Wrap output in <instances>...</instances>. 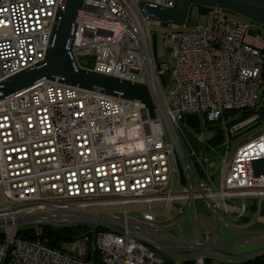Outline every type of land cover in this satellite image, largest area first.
Instances as JSON below:
<instances>
[{"label": "built area", "instance_id": "1", "mask_svg": "<svg viewBox=\"0 0 264 264\" xmlns=\"http://www.w3.org/2000/svg\"><path fill=\"white\" fill-rule=\"evenodd\" d=\"M140 1L174 4L83 0L71 55L85 70L146 84L153 118L139 100L57 80H41L0 100V264H173L171 258L238 264L262 258L264 228L251 227L264 213V176H253L250 162L264 157V130L238 145L229 162L223 158L227 170L216 185L207 159L193 172L180 140L181 126L190 132L182 119L196 115L220 123L222 145L229 148L228 135L244 123L227 126L223 113L264 101V45L245 41L262 37L222 8L193 6L197 26L184 29L147 19ZM57 5L0 0V81L44 59ZM150 27L163 30L171 68L155 64ZM192 135L203 148L202 135ZM189 154L198 159L191 147ZM157 202L160 210L153 207ZM197 202L212 219L205 234ZM166 211L169 219L160 216ZM246 211L254 216L245 217ZM185 220L193 238L181 231ZM73 225L80 226L77 237L48 245L51 233ZM223 229L236 237L218 242Z\"/></svg>", "mask_w": 264, "mask_h": 264}, {"label": "water", "instance_id": "2", "mask_svg": "<svg viewBox=\"0 0 264 264\" xmlns=\"http://www.w3.org/2000/svg\"><path fill=\"white\" fill-rule=\"evenodd\" d=\"M173 2L172 7L163 8L140 1L138 8L147 19H156L163 24L183 26L190 6L218 7L239 14L264 27V0H173ZM82 3L83 0H58L50 33V45L44 59L34 67L24 69L0 81V100L41 80H57L65 84H77L87 89L97 88L106 94L122 99L139 100L148 109L149 117L153 118L154 105L146 84L85 70L76 65L71 55V38L75 26L74 20ZM181 131L182 142L186 150L189 151L191 147L200 156L203 151L198 138L183 126H181ZM250 166L253 176H264V157L253 159ZM253 205H251V211ZM246 220L247 218L244 219ZM251 228H264V225L254 224ZM181 230L188 238H193L189 220L181 224ZM172 233L176 235L175 231ZM45 237L46 235L40 236L41 239ZM235 237V234L223 229L219 231L217 241H230ZM251 250L252 248L235 250L232 253L241 254Z\"/></svg>", "mask_w": 264, "mask_h": 264}, {"label": "rangeland", "instance_id": "3", "mask_svg": "<svg viewBox=\"0 0 264 264\" xmlns=\"http://www.w3.org/2000/svg\"><path fill=\"white\" fill-rule=\"evenodd\" d=\"M193 6H190V9L188 11L187 14V18H186V22L183 26H181V28L184 29H193L197 26V18L195 15H192L191 13V9ZM227 12V16L231 19V20H235V21H239V22H245L247 23V25L249 26L251 31H258L260 36L262 37V41L259 42H255L254 39L251 36H246L245 37V41H247L248 43L251 44H256L257 46H263L264 45V27L233 12ZM199 21L198 24L201 25L204 23L205 18L204 15H202L201 13L199 14ZM153 30L154 31H158L155 35H153ZM149 32H150V37H151V43H152V49H153V56H154V61L155 64L158 65L159 63H166L168 65L169 68H171L173 66L174 63V59L173 56L171 54V51L168 49V40L164 37V35H162L163 30L159 27H155V28H149ZM170 73H166L163 75V78L166 82H169L170 80ZM161 79V77H160ZM257 107H259L261 110H263L264 107V101L258 99L257 100ZM264 116V113L262 114ZM237 115H228V119H232L234 117H236ZM245 123V122H243ZM242 125V124H241ZM188 129V128H187ZM192 134H201L204 140L203 143V152L202 154L198 157V159H192L189 151L186 150V148L184 147V144L182 142V138L180 137L181 143H182V148L183 151L187 157V161L190 164L191 169L193 170V172H200L201 166L199 161L204 165V159L208 160V170L211 173V177L212 180L214 182V184L216 185L219 181L221 172L222 174H225L227 167L224 166V161L223 158L225 157L226 161L229 162L231 159V156L234 152V150L236 149V147L243 142L246 139H250L252 137H254L257 133H260L264 130V126L263 125H259V126H250L249 128H247L246 130H241L239 131L240 133L237 132V136L235 137H231V135L229 134V148L227 149L226 146H222L221 144L218 145H213V144H209L206 142V140H208L212 134L214 133V130L211 128H203L200 131H194L191 130L190 128L188 129ZM195 163V166L193 165ZM231 200H234L236 203H238V199L237 198H233ZM252 200V198H247L246 199V203H250ZM230 203V201H229ZM162 203L157 202V203H153V207L157 208V209H161L162 207ZM196 207H197V213H198V227L200 229V232H202V234L208 233L211 229V224H212V219L210 217V212L209 209L204 206L201 202H197L196 203ZM135 206L130 205L129 209L132 210L134 209ZM96 210L98 212H102V213H106L108 211L111 210V207H98L96 208ZM161 217H164L165 219H169L170 217V211H166V212H162L160 214ZM253 213H251L250 211H246L245 212V217H253ZM191 218V214H189L187 217ZM257 223H260L262 225H264V213H261L258 218L256 219ZM192 225L193 228L196 231V226L194 223V220H192ZM178 228V227H177ZM61 246L63 247H68L69 243L63 242L61 243ZM173 261V264H183L181 261H177L175 260V258H171ZM169 264H172L169 262ZM211 264H219L216 261H212Z\"/></svg>", "mask_w": 264, "mask_h": 264}, {"label": "trees", "instance_id": "4", "mask_svg": "<svg viewBox=\"0 0 264 264\" xmlns=\"http://www.w3.org/2000/svg\"><path fill=\"white\" fill-rule=\"evenodd\" d=\"M199 8L203 9L204 7L199 6ZM263 113H264V107H263V110H261L259 107L255 106V107L244 108L240 110H230L228 112L225 111L223 113V119L227 126H232L234 124L242 123L245 121V123L242 126H240V128L236 129L232 134H230L231 137H235L237 136V132L240 133L239 131H241L242 129L246 130L250 126H259V125L264 126V116L262 115ZM228 115H237V116L232 119H228L227 117ZM182 123L186 128L188 129L190 128L191 130H194V131H200L203 128L213 129L214 133L208 140H206V142L209 144H213V145H218V144L222 145L224 135H223V130L221 129L220 123H216V122L212 123V122L206 121V119L200 120V118L196 115L185 116L182 119ZM228 140H229V137H228ZM247 140L248 139L244 140L243 142ZM243 142H241L240 144H242ZM79 233H80V226L78 225H73V226H68V227L58 229L56 234L54 232L51 233L52 235L49 240L50 243H48V245H52L53 243H56L57 241H70L74 239L75 237H77ZM262 260H264V254L262 255V258L250 259V260L238 263V264H264ZM207 264H210V262Z\"/></svg>", "mask_w": 264, "mask_h": 264}, {"label": "flooded vegetation", "instance_id": "5", "mask_svg": "<svg viewBox=\"0 0 264 264\" xmlns=\"http://www.w3.org/2000/svg\"><path fill=\"white\" fill-rule=\"evenodd\" d=\"M202 151H203V148H202ZM197 154V153H196ZM197 157H199L198 155H197ZM182 231V230H181ZM180 233H182V232H180ZM186 236V235H185Z\"/></svg>", "mask_w": 264, "mask_h": 264}, {"label": "crops", "instance_id": "6", "mask_svg": "<svg viewBox=\"0 0 264 264\" xmlns=\"http://www.w3.org/2000/svg\"><path fill=\"white\" fill-rule=\"evenodd\" d=\"M224 242H228V240H226V241H224ZM212 262H210V264H211Z\"/></svg>", "mask_w": 264, "mask_h": 264}]
</instances>
